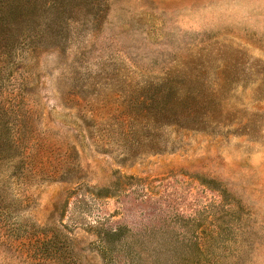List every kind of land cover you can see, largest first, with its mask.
<instances>
[{"label": "rangeland", "instance_id": "obj_1", "mask_svg": "<svg viewBox=\"0 0 264 264\" xmlns=\"http://www.w3.org/2000/svg\"><path fill=\"white\" fill-rule=\"evenodd\" d=\"M0 127V264H264V0H0Z\"/></svg>", "mask_w": 264, "mask_h": 264}, {"label": "trees", "instance_id": "obj_2", "mask_svg": "<svg viewBox=\"0 0 264 264\" xmlns=\"http://www.w3.org/2000/svg\"><path fill=\"white\" fill-rule=\"evenodd\" d=\"M12 49H13V47L12 46H10V48H9V51H11L12 52ZM0 135H1V127H0ZM3 140H2V138H1V136H0V142H2Z\"/></svg>", "mask_w": 264, "mask_h": 264}]
</instances>
